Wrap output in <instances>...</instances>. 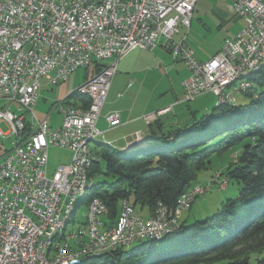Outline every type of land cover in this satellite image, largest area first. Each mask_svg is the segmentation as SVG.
Wrapping results in <instances>:
<instances>
[{
    "label": "built area",
    "instance_id": "built-area-1",
    "mask_svg": "<svg viewBox=\"0 0 264 264\" xmlns=\"http://www.w3.org/2000/svg\"><path fill=\"white\" fill-rule=\"evenodd\" d=\"M198 1L0 0V101L30 112L26 118L10 107L0 111V122L11 127L8 134L0 129V135L15 136L13 149L0 154V264H51L50 258L70 255V242L85 245L78 257L114 252L118 246L135 243L143 235L166 233L167 229L180 226L178 218L198 197L205 196L216 184L224 185L225 179L216 176L206 186L187 191L183 203H177L175 208L157 209L158 226H149L137 216L129 200L121 203L116 223L108 226L102 219L109 209L96 198L95 206L86 208L88 226L79 227V241H72L70 231L60 235L54 250L48 252L52 248H45L50 227L68 207L70 191L90 179L88 171H82L83 139L102 137L97 125L122 58L137 48L153 51L165 41L174 59L182 60L190 73L182 83L185 102L206 93L222 99L219 86L224 79L264 60V0H233V9L246 24L206 62L198 61L192 49L175 40L181 26L190 29ZM97 65L102 66L100 71L78 88L95 90V113H80L63 100L45 119L38 118L34 108L42 79L56 86L67 82L80 69L88 71ZM56 109L63 118L58 129L49 120ZM172 110L173 106L167 107L153 116ZM107 122L110 129L117 128L121 115L112 113ZM52 147L71 151L73 159L49 177ZM93 159L100 161L94 152Z\"/></svg>",
    "mask_w": 264,
    "mask_h": 264
},
{
    "label": "trees",
    "instance_id": "trees-1",
    "mask_svg": "<svg viewBox=\"0 0 264 264\" xmlns=\"http://www.w3.org/2000/svg\"><path fill=\"white\" fill-rule=\"evenodd\" d=\"M101 67L97 65L91 73ZM259 73L260 79L254 74L246 77L249 87L241 92L253 99L250 104H236L234 95L231 103L224 104L235 106L216 104L201 121L155 134L147 149L122 153L108 143L96 142L93 152L100 161L90 171L94 185L79 199L65 233L73 230L77 211L96 198L108 207L110 226L116 223L124 200L142 213L146 208L152 216L159 204L175 208L183 193L199 186L200 172L222 153L235 154L223 175L228 180L226 189L229 184L238 185L240 193L205 220L191 225L182 221L174 234L142 237L128 250L125 247L133 243L110 253L84 255L87 258L78 264H264V251L259 248L243 258L233 256L246 242L264 247V68ZM64 100L81 108L90 105L77 91Z\"/></svg>",
    "mask_w": 264,
    "mask_h": 264
},
{
    "label": "rangeland",
    "instance_id": "rangeland-1",
    "mask_svg": "<svg viewBox=\"0 0 264 264\" xmlns=\"http://www.w3.org/2000/svg\"><path fill=\"white\" fill-rule=\"evenodd\" d=\"M232 7L233 0H199L193 13L190 26L191 28L186 29L182 26L180 27L179 36L187 41V45L193 50L194 54L196 53L198 58L205 60L206 58L213 56L217 51L223 48L226 38L232 37L244 28L246 24L245 20L241 18L239 14L232 9ZM164 42L165 41H163V44ZM154 51H146L137 48L120 60L117 66V72L111 83V88L107 97L106 109L101 114L102 119L107 121V117L114 113L111 112L108 114L107 111L114 107L116 109L124 108L129 114V112H131L130 110H135V113L140 112L145 108L156 110L158 107L165 106L167 104L169 106H173L174 104L171 113L163 118L168 126L171 124V128H174L177 126V124H180V127L182 128L185 126L184 124L186 122L193 123L196 120L201 121L203 118L210 115L212 110L216 107V97L213 94L206 93L202 96H199L194 101L185 102L184 98L182 99L183 93L181 85L182 77H184L182 73L183 71L181 72L180 69H178V71H167L166 69L163 70L164 64L167 65L174 63V57L166 52L165 48H160L162 53ZM164 54L169 57V61L164 59ZM161 61H163V63ZM263 68L264 66H262V69ZM91 72V69L88 71L86 69H80L79 71L75 72L67 82L60 83L56 86L50 84L47 79H42V87L39 91V97L34 108V112L38 118L45 119L50 110L57 108L56 106L59 102L63 101L84 84L86 79L91 76ZM262 76L263 75L260 73L256 74L258 79L262 78ZM240 85L241 80L238 81L236 85L230 86V88L234 91V97H237L238 99V105L250 104L253 99L244 96L241 93L244 90L241 89ZM228 89L229 88L227 87V91ZM224 105L235 106L232 104ZM217 106H221L218 104V99ZM8 107H10L12 112L17 113L19 116H24L26 118L30 117V112L24 107L17 105L12 106L7 101H0V111L6 110ZM57 112L58 111L56 109L53 113V116H51L49 119L50 124H53L54 129H58L63 122V118L60 117ZM0 129L3 134H8L11 130V127L6 122H0ZM14 140L15 136L12 134L0 135V154L5 151H11L13 149ZM96 142L104 141L101 139V137H97L95 143H91V156L93 155V146L96 144ZM219 155L220 156H214L211 165H208L206 169L204 168L200 172L196 184L199 186H206L216 176H222L223 178L221 179H225L224 185L216 184L213 190L209 191L205 196H200L196 199L190 211L183 213L181 221L186 222L188 225L193 224L195 221L205 220L206 218L213 216L218 212L226 200L236 199L239 196L240 187L238 185L229 184L228 188L226 189L228 180L223 175V170L228 165L227 162H229V157L232 156V158H235V154L230 156L229 154H226L228 155L227 157L223 153ZM91 158L93 161L89 168L90 171L96 162V159H93V156ZM72 159L73 154L68 150L54 147L50 148L48 169L49 177L53 176L59 166L70 164ZM224 159L225 161H221ZM210 176L211 178H209ZM90 180L92 184L89 185L86 190H84L81 195L77 197V201L75 202L73 210L70 213V219L73 217L76 211V206L81 196L84 195L88 189L94 185V179L90 177ZM98 182L99 180L96 179L95 183L97 184ZM191 190L192 188L188 191ZM90 204H92V202ZM90 204L87 206V208H91ZM157 209L165 208L161 207V204H159L156 207V210ZM85 210L86 208L83 206L74 216L76 226L74 225L75 229L72 230V241H79V237L81 235V228H79V226L82 227L88 225V219H86L84 215ZM146 211V208L143 213L140 211L139 207L135 209L136 215L140 218L143 217V214L147 213ZM154 215L156 219L157 213L154 212ZM70 219H68L66 222V227ZM66 227H64L62 229L63 231L61 230V233L57 235V240L60 238L59 235H67V233L64 231ZM179 229L174 230L173 233H168V235L178 232ZM168 235H165L164 237ZM133 246H135L134 243L132 246L130 245L129 247H125V250H128ZM49 248H53V246H50ZM257 248H259L258 251H264V247L261 245L258 247L256 242H246L244 245L237 248L233 256L235 258H243L250 255V253H252ZM79 262L81 263L82 260H79Z\"/></svg>",
    "mask_w": 264,
    "mask_h": 264
},
{
    "label": "crops",
    "instance_id": "crops-1",
    "mask_svg": "<svg viewBox=\"0 0 264 264\" xmlns=\"http://www.w3.org/2000/svg\"><path fill=\"white\" fill-rule=\"evenodd\" d=\"M232 9H233V7H232ZM238 33H236L235 35H237ZM179 35L180 34H178V35L175 36V40L178 41V42H184L186 44V46H188L187 43H186L187 41H185L184 38L180 37ZM235 35H233L232 37H234ZM229 38H231V37H229ZM227 39L228 38H226V40ZM164 46H166V44H165V42L163 44V41H162L160 43V45H158L154 49L155 51L154 50L153 51L154 52H160V53H162V51H160V48H163V49L165 48L166 52H168L169 54H171L170 51L168 50V48L167 47H164ZM219 52H220V50L217 51L213 56L208 57L205 60H203L201 58H198L196 56V53H195V56H196V58H197L198 61H200V62H206V61L210 60L212 57H214ZM164 59H166V61H169V57L167 55L164 56ZM161 62L163 63V61H161ZM173 62L174 63H170V64H167V65L164 64L163 70L166 69L167 71H173V70H175V71L177 70L178 71V69H180L181 72L183 71L182 73H183L184 77H182V80H181L182 81L181 82V85H182V83L189 78L190 73H189V71H188L185 63H182L183 62L182 60H175L174 59ZM182 93H183V97H182V99H183L184 98V90H183V87H182ZM106 103H107V99H106ZM106 103H105V105H104V107L102 109L101 114L106 109ZM167 107H171V106H169L167 104L165 106L158 107L156 110H150V108H145V109H143V110H141L140 112H137V113H135V110H130L131 112H129V114L127 113L126 109H124V108H122V109H116L114 107V108L108 110L107 112H108V114L111 113V112L119 113L121 115V120H122L121 125L118 126L117 128L110 129L109 128V125H108V122L105 121V119L100 118L97 127H99V131L102 132L101 139L105 143L110 144L117 151L124 153V151H126V149H128V147L135 141V139L137 137V134L138 133H141V137L144 140H146V142H147V145L143 149H147L149 146H152L153 141L155 139L154 138V135L155 134L161 135L163 133H167V132L170 131V129L172 127V126H170L171 124H169V126H170L169 127L166 124V121L163 120V118L166 115L170 114L171 112L168 113V114H166V115L159 116L157 122L155 121L153 123L152 127L147 126V124L145 123L143 117L146 116V115H149V114H155L158 111L163 110V109H165ZM173 107H174V104H173ZM189 123L190 122H186L184 125L189 124ZM52 126H53V124H52ZM175 128L181 129L180 124H177V126H175L173 129H175ZM69 152H71V151H69ZM131 152H133V151H131ZM84 215H85V212H84ZM142 216L145 217V218L152 217V215H150L149 213H145ZM102 220L104 221V223H108V220H107L106 217L103 218ZM75 226H76V223H75ZM108 226H110L109 223H108ZM72 229L74 230L75 227L72 228Z\"/></svg>",
    "mask_w": 264,
    "mask_h": 264
},
{
    "label": "bare ground",
    "instance_id": "bare-ground-1",
    "mask_svg": "<svg viewBox=\"0 0 264 264\" xmlns=\"http://www.w3.org/2000/svg\"><path fill=\"white\" fill-rule=\"evenodd\" d=\"M262 66H264V60L263 61H255L250 68L245 69V70H239L236 73L235 77H232L231 79H224L223 82H221V85L219 86V95H223V98L218 99V104L221 105L224 103H231L232 100L234 99L233 98V96H234L233 92L234 91L230 88V86L236 85V83L241 80V85H240L241 89H243V90L247 89L249 87V82L245 78L251 74H254L255 72H258L262 68ZM227 87L229 88L228 91H227ZM77 92L79 94L83 95V97H86L90 101V105L88 108H83V107L81 108V107L75 106V110L80 111V113H95L97 110V107H98V99H97V95H96L95 90L92 88H83V89H78ZM97 137H99V136H87L83 139L84 159L82 160V171H88V175H89V171H90L89 168H90L91 163L93 161L91 158L93 156V155L91 156V150H92L91 143H93V142L95 143V141L97 140ZM91 184H92L91 180L87 179L86 181L83 182L81 188L70 191L69 198H68V207L66 208V211L63 214V216L60 219L55 220L54 225L50 227L48 237H45V248H49L50 246H53L55 244V242L58 241L56 239V237H58L57 235L61 233V230L64 227H66V222L68 221V219H70L69 218L70 213L73 210L75 202L77 201V197L79 195H81V193L84 190H86V188ZM184 195H185V193H183L180 196L178 203H183ZM95 201L96 200H94L92 202V204H90L91 205L90 207L95 206ZM163 208H165V207H163ZM148 224H149V226H158V220L154 219L153 221L148 222ZM175 228H176V226H174L173 228L167 229L166 233H171ZM166 233H158L155 235L154 234H147V235H143L142 237L158 236V235H164ZM59 237H60V235H59ZM128 245H130V244H124L123 246H118L117 249L124 247V246H128ZM105 252H107V251L88 253V255H90V254L98 255V254H102ZM79 260H81V259H75L74 261H76V262L73 264L78 263Z\"/></svg>",
    "mask_w": 264,
    "mask_h": 264
},
{
    "label": "water",
    "instance_id": "water-1",
    "mask_svg": "<svg viewBox=\"0 0 264 264\" xmlns=\"http://www.w3.org/2000/svg\"><path fill=\"white\" fill-rule=\"evenodd\" d=\"M259 73V72H258ZM257 73V74H258ZM256 75V74H254ZM237 81V80H236ZM78 90V89H77ZM76 90V91H77ZM208 94H213L215 97H216V104H217V96L214 94V93H208ZM202 96V95H201ZM236 100L238 102V99L236 97ZM144 118V121L145 123L147 124V126H150L152 127L153 123L157 120H158V117H154L153 114H149V115H146L143 117ZM147 145V142L146 140H144L142 137H141V133H138L137 134V137L135 139V141L128 147V149H126V151H124V153H128V152H131V151H137V150H140L142 148H144L145 146ZM194 204V203H193ZM192 204V206H193ZM192 206L189 210L187 211H190L192 209ZM186 212V211H184ZM183 212V213H184ZM183 213L180 215V217L178 218V222L180 224V228H181V219H182V215ZM143 220L147 223V222H151L152 220L155 219V215H153L152 217L150 218H145V217H142ZM135 244V243H134ZM67 248L68 250L70 251L68 256V259H66V257H60V256H55L53 258H50V262L51 264H64V263H68V264H73L75 263L73 260L75 259H78L81 257V260L83 261L85 258V256L83 255H80L79 257L77 256L78 253H80L79 251H82L84 248H85V245L84 244H78L76 242H70L68 245H67ZM54 250L53 248L50 249L48 252ZM52 261H54V263H52Z\"/></svg>",
    "mask_w": 264,
    "mask_h": 264
}]
</instances>
